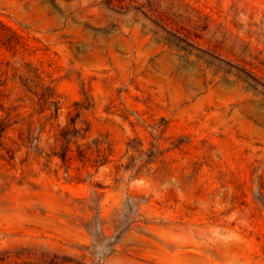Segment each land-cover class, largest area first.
Segmentation results:
<instances>
[{"label": "rangeland", "instance_id": "1", "mask_svg": "<svg viewBox=\"0 0 264 264\" xmlns=\"http://www.w3.org/2000/svg\"><path fill=\"white\" fill-rule=\"evenodd\" d=\"M6 253L264 264V0H0Z\"/></svg>", "mask_w": 264, "mask_h": 264}, {"label": "trees", "instance_id": "2", "mask_svg": "<svg viewBox=\"0 0 264 264\" xmlns=\"http://www.w3.org/2000/svg\"><path fill=\"white\" fill-rule=\"evenodd\" d=\"M9 258L8 256V253L2 255V257H0V264H4V262ZM57 257L54 256L53 259H51V261L49 262V264H59V262L56 260ZM68 261L67 263L70 264L71 262L69 260H66ZM65 262V261H64Z\"/></svg>", "mask_w": 264, "mask_h": 264}]
</instances>
